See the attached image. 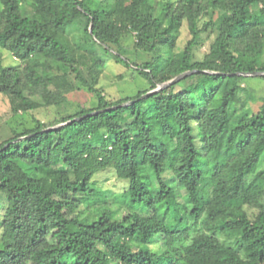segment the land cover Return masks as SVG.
Here are the masks:
<instances>
[{
    "label": "trees",
    "instance_id": "obj_1",
    "mask_svg": "<svg viewBox=\"0 0 264 264\" xmlns=\"http://www.w3.org/2000/svg\"><path fill=\"white\" fill-rule=\"evenodd\" d=\"M109 58L147 86L109 95ZM256 70L264 0H0V264H264V95L245 83L264 76L237 74ZM81 89L97 104L14 123ZM109 168L124 191L97 185Z\"/></svg>",
    "mask_w": 264,
    "mask_h": 264
},
{
    "label": "rangeland",
    "instance_id": "obj_2",
    "mask_svg": "<svg viewBox=\"0 0 264 264\" xmlns=\"http://www.w3.org/2000/svg\"><path fill=\"white\" fill-rule=\"evenodd\" d=\"M188 38L189 32L187 27L184 26L183 33L180 38V45L184 46ZM134 40L135 38L133 35H127L124 38V42L128 46H132ZM211 41L212 38L207 39L203 46H199L197 48L195 55L196 59H202L205 56ZM16 63L17 60L13 57V55L7 50H3V64L10 65ZM120 75L121 77H119ZM245 83L258 96L264 95L263 78L250 77ZM99 86L105 88L106 92L109 95H112V97L122 98L136 95L139 90L147 86V83L145 80L138 77L132 69L118 63L113 58H109L107 66L105 67V73L102 75L99 82ZM67 97L68 102L63 107H44L29 113H21L14 118V123H18L23 120L31 121L33 117L49 121L54 119L57 115L74 113L79 106L92 107L97 104L96 97L86 89L73 91L69 93ZM9 117V101L6 96L0 94V134L4 131L6 122L10 120ZM94 180L101 188L117 193L124 191L129 185L127 180L119 178L116 171L111 168L97 173ZM203 230V228H200L199 231ZM195 234L196 232H193L192 236Z\"/></svg>",
    "mask_w": 264,
    "mask_h": 264
},
{
    "label": "water",
    "instance_id": "obj_3",
    "mask_svg": "<svg viewBox=\"0 0 264 264\" xmlns=\"http://www.w3.org/2000/svg\"><path fill=\"white\" fill-rule=\"evenodd\" d=\"M91 31H92V29H91ZM196 71H198V70H189V71H186V72H184V73H181V74L177 75L176 77H174V78H172V79H170V80H168V81H165V82H163V83H159V84L157 85V87H155L154 89H151L150 91L144 93V94L141 96V98H145V97L149 96V95L152 94V93H155V92H157V91H159V90H162V89H164V88L170 86L171 84H174V83L178 82L179 80H181L182 78L186 77L187 75H189V74H191V73H193V72H196ZM205 72H207V70H205ZM210 72H213V71H210ZM237 74H239V75L242 74V75H245V76H264V71L256 70V71H251V72H249V71H248V72H237ZM136 100H137V99H136ZM134 101H135V100H130V101L124 102V103H122V104L116 105V106H114V107H112V108H116V107H119V106L128 105V104L133 103ZM100 111H102V109H101V110L92 111V112L88 113L87 115H93V114H96V113H98V112H100ZM77 119H80V117L75 118V119H73V120H77ZM69 122H71V121H69ZM67 123H68V122L59 123L58 125H54V126L47 127V128L44 129L43 131H51V130H54V129L60 127V126H63V125H65V124H67ZM20 139H21V138H20ZM8 145H9V144L5 145L4 147H6V146H8Z\"/></svg>",
    "mask_w": 264,
    "mask_h": 264
}]
</instances>
